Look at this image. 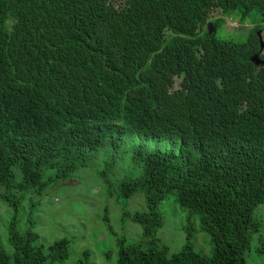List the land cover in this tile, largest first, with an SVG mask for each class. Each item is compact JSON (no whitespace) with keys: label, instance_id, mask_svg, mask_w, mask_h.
I'll return each instance as SVG.
<instances>
[{"label":"trees","instance_id":"trees-1","mask_svg":"<svg viewBox=\"0 0 264 264\" xmlns=\"http://www.w3.org/2000/svg\"><path fill=\"white\" fill-rule=\"evenodd\" d=\"M222 17L256 24L222 38ZM260 39L264 0H0V186L10 192L0 202L15 216L28 199L32 207L27 219L12 217L0 264L67 259L69 239L38 243L35 212L88 165L87 152L117 151L129 134L178 148L133 149L142 172L119 194H142L145 209L121 220L153 238L171 195L189 211L186 239L207 233L213 252L187 240L174 253L118 240L116 264H246L264 204V64L251 62L264 61ZM103 221L112 231L106 209Z\"/></svg>","mask_w":264,"mask_h":264},{"label":"rangeland","instance_id":"rangeland-1","mask_svg":"<svg viewBox=\"0 0 264 264\" xmlns=\"http://www.w3.org/2000/svg\"><path fill=\"white\" fill-rule=\"evenodd\" d=\"M217 17H220L219 11L212 16ZM222 18L224 21L217 30V35L222 38L241 37L249 30L251 24H256L251 17L244 23ZM123 139L125 143L117 151L103 147L87 152L88 165L75 172L67 181L49 190L42 199V208L39 214L35 212L34 217L38 243L46 247L62 238L71 241L67 259L54 264H78L84 251H88L90 257L82 264H116L118 240L124 241L125 244H140L143 248L166 246L170 253L178 252L186 243L187 235L183 231V224L187 223L189 211L174 203L171 195L158 207L164 223L153 238L144 237L138 224L121 220L123 211L134 213L145 209L142 194H137L127 201L121 199L119 194L121 181L125 178H137L142 172L132 159L133 149L143 146L149 151L164 153L176 150L178 141L142 134L123 135ZM45 175L53 176L54 171L46 170ZM4 195L8 196L10 192L0 186V196ZM29 201L28 199L26 203L19 205V214L16 216L13 209L0 202V246L9 252L11 219L14 216L16 219L26 218L32 210ZM105 209L112 231L108 230L103 221ZM253 219L260 222L261 232L255 233L251 240L246 264H264V204L255 209ZM187 241L196 251L206 257L211 256L213 248L207 233L199 232Z\"/></svg>","mask_w":264,"mask_h":264},{"label":"water","instance_id":"water-1","mask_svg":"<svg viewBox=\"0 0 264 264\" xmlns=\"http://www.w3.org/2000/svg\"><path fill=\"white\" fill-rule=\"evenodd\" d=\"M207 30H208V34H211V33H214L215 32V29H214V27L212 26L211 23H207ZM258 35H260V32L258 33ZM260 45H261V50H262L264 48V44H263V41L262 40L260 42ZM251 62H253L256 66H258L260 64H264V61H261L260 59H258L257 56H253L251 58Z\"/></svg>","mask_w":264,"mask_h":264},{"label":"clouds","instance_id":"clouds-1","mask_svg":"<svg viewBox=\"0 0 264 264\" xmlns=\"http://www.w3.org/2000/svg\"><path fill=\"white\" fill-rule=\"evenodd\" d=\"M210 23V22H209Z\"/></svg>","mask_w":264,"mask_h":264}]
</instances>
